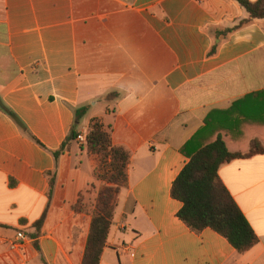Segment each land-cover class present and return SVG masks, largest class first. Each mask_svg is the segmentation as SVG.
Returning a JSON list of instances; mask_svg holds the SVG:
<instances>
[{"label": "crops", "instance_id": "0c3cea01", "mask_svg": "<svg viewBox=\"0 0 264 264\" xmlns=\"http://www.w3.org/2000/svg\"><path fill=\"white\" fill-rule=\"evenodd\" d=\"M249 20L236 0H0V99L41 144L0 110V264H82L105 204L84 193L102 189L115 192L100 264H264V154L219 170L258 238L243 254L191 231L171 195L209 119L233 152L264 146V20L238 28ZM100 99L86 142L56 159L75 111ZM94 120L130 154L122 185L99 178Z\"/></svg>", "mask_w": 264, "mask_h": 264}, {"label": "trees", "instance_id": "16d2710c", "mask_svg": "<svg viewBox=\"0 0 264 264\" xmlns=\"http://www.w3.org/2000/svg\"><path fill=\"white\" fill-rule=\"evenodd\" d=\"M249 14L250 20L242 22L238 28L251 20H264V0L250 2L236 0ZM230 33L233 30L229 31ZM215 53V49L211 54ZM0 110L13 119L18 126L37 144L40 142L29 132L27 126L0 99ZM87 112V108L75 111V123L71 133L61 149L54 154L58 159L66 152L71 141L80 135L78 126ZM213 119L207 121L205 130L199 132L189 143L190 156L188 164L181 171L172 186V198L182 203L178 218L193 232L201 233L211 229L226 238L229 243L243 254L258 242V238L241 209L234 201L230 192L219 177L222 166L237 159L250 158L264 154V146L258 141L251 143L246 154L233 152L224 139V130L216 126ZM87 145L92 154L110 152L105 159L110 160V166L117 171V176L126 179V170L130 162V154L112 144L111 134L100 121H93L91 131L87 135ZM105 161V160H104ZM105 163V162H104ZM108 172V171H107ZM99 178L101 176L99 175ZM79 200L76 209L80 208ZM93 219L82 264H100L103 250L112 224V214L108 206ZM42 223V222H41ZM40 222L37 224L39 226Z\"/></svg>", "mask_w": 264, "mask_h": 264}, {"label": "rangeland", "instance_id": "374dc122", "mask_svg": "<svg viewBox=\"0 0 264 264\" xmlns=\"http://www.w3.org/2000/svg\"><path fill=\"white\" fill-rule=\"evenodd\" d=\"M107 107H108V104L101 99L98 101L96 107L93 106V104H91V107H86L87 112H86L85 116L83 117V119H84L83 123H86L87 121H89L90 119H92L95 116H101V118L104 117L105 109ZM95 121H97V120H94V122ZM105 129H107V128L105 127ZM107 153L110 154V152H108V151H107ZM107 153H106V151H104L103 153L98 154L100 156V164H99V168H98V173L101 176V180H104L107 183H112V184L114 183L118 186L122 185V183H123L122 177L117 176V171L114 169V167L110 166L111 165L110 164L111 159L110 158L108 160L105 159L106 158L105 155H107ZM93 184L96 185V182L93 181ZM89 192H91V190ZM114 192H115V190L109 191L107 189H104V190L102 189V190H96L94 194H92V192H91L90 194H92L93 196H91V195L87 196V192H85L84 195L86 196L85 199H89L90 201H93V199L97 200L98 198H100L102 200V203L106 204L107 201H109L113 198ZM99 209H100V211H102L105 209V207H99Z\"/></svg>", "mask_w": 264, "mask_h": 264}, {"label": "built area", "instance_id": "2783aa9c", "mask_svg": "<svg viewBox=\"0 0 264 264\" xmlns=\"http://www.w3.org/2000/svg\"><path fill=\"white\" fill-rule=\"evenodd\" d=\"M192 1H196V0H192ZM77 141L81 142V143H85L86 142V137L84 134H80L78 137H77ZM28 241L27 237H25L24 235H21L19 236V238L13 242L11 244V249L13 251L15 250H18L21 248V246L26 243Z\"/></svg>", "mask_w": 264, "mask_h": 264}]
</instances>
